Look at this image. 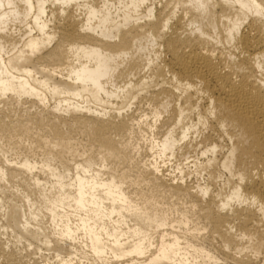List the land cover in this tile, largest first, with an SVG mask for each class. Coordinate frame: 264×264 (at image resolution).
<instances>
[{
    "label": "bare ground",
    "instance_id": "bare-ground-1",
    "mask_svg": "<svg viewBox=\"0 0 264 264\" xmlns=\"http://www.w3.org/2000/svg\"><path fill=\"white\" fill-rule=\"evenodd\" d=\"M0 264H264V0H0Z\"/></svg>",
    "mask_w": 264,
    "mask_h": 264
},
{
    "label": "rangeland",
    "instance_id": "rangeland-1",
    "mask_svg": "<svg viewBox=\"0 0 264 264\" xmlns=\"http://www.w3.org/2000/svg\"><path fill=\"white\" fill-rule=\"evenodd\" d=\"M20 111H22V110H20ZM112 136H114V134H112ZM77 137L80 138L79 135ZM114 138H115V141H117L119 139H123V138H120V136H114ZM126 138H128V137L126 136ZM141 139H142V136H138V135L133 136L132 135L131 138L129 139L130 142H129L128 147L132 151V153L134 154L137 163L140 162V164H144V163L148 164V162H145V161H147L151 158L150 157L151 152H148V148L146 147V144H144ZM91 142L92 141L84 140V143L86 145H89ZM126 167H129V169L131 170V173L137 172V169L134 166H128L127 162H126V165L124 166V168H126ZM206 244H208V243H206ZM208 245L215 247V250L218 249V244H216L214 242H213V244H208ZM215 255L218 257V262H221L222 255L221 254H219V255L215 254Z\"/></svg>",
    "mask_w": 264,
    "mask_h": 264
}]
</instances>
